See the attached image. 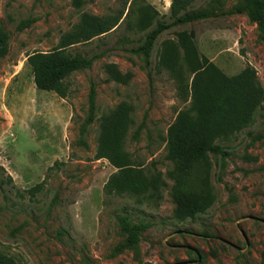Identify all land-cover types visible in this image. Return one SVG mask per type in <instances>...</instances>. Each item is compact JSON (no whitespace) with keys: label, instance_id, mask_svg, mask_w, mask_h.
<instances>
[{"label":"rangeland","instance_id":"rangeland-1","mask_svg":"<svg viewBox=\"0 0 264 264\" xmlns=\"http://www.w3.org/2000/svg\"><path fill=\"white\" fill-rule=\"evenodd\" d=\"M262 6L264 23V0ZM241 0H197L188 12L206 10L202 21L171 27L157 40L146 61L140 47L147 31L137 27L140 9L150 5L158 19L172 24V0H0V19L10 34L9 53L0 56V251L21 264H264V103L253 123L218 140L224 155L210 153L213 206L196 221L174 218L173 164L167 159V132L178 114L191 107L192 77L181 81L159 66L162 45L195 32L201 58L227 74L253 67L264 88V31ZM119 19L110 33L71 50L91 68L69 77V94L39 91L27 55L55 48L82 13ZM29 21L23 31L18 26ZM114 64L128 84L113 81ZM187 85L189 88L187 89ZM96 118H87L91 87ZM133 108L126 150L167 183L160 198L108 195L105 186L116 170L97 160L100 118L120 103ZM146 223L140 257L128 250L115 255L125 237L119 218ZM141 261V262H140Z\"/></svg>","mask_w":264,"mask_h":264},{"label":"trees","instance_id":"trees-1","mask_svg":"<svg viewBox=\"0 0 264 264\" xmlns=\"http://www.w3.org/2000/svg\"><path fill=\"white\" fill-rule=\"evenodd\" d=\"M195 1L172 0V24L158 19L159 13L150 5L140 9L138 29L147 31L155 25L140 47L147 62L152 57L158 38L168 29L199 22L210 16L206 10L188 12ZM74 6L81 8L82 0H74ZM238 10L247 13L264 31L262 6L257 0H241ZM119 22V19L84 12L79 23L61 35L55 48L28 54L27 64L35 87L66 99L69 94L67 80L72 73L91 68L94 62V57L88 58L71 50L110 33ZM30 24L24 21L18 30L23 31ZM194 39V31H183L178 34L177 43L164 42L159 61L161 68L180 81L184 79L186 71L192 77L191 107L178 114L168 129L166 139V157L173 164L172 171L168 173V178L174 182L171 190L175 205L173 215L179 222L196 221L213 206L216 196L212 185L210 153L224 155V150L216 145L217 141L228 139L250 126L264 103V88L253 67L245 66L238 73L227 74L209 59L201 58ZM9 40L10 34L0 19V56L9 53ZM106 69L113 81L128 84L130 75H124L116 65H107ZM89 104L82 133L96 118L94 86L90 90ZM132 115L131 105L123 102L100 118L96 159L107 160L116 170L105 186L106 194L160 198L162 190L167 187L162 174L156 169L144 168L126 150V139L134 124ZM119 225L125 239L116 246L114 254L131 250L139 259L142 236L149 226L143 222L135 224L127 216L119 218ZM0 264L21 263L0 251ZM195 264L203 262L198 258Z\"/></svg>","mask_w":264,"mask_h":264}]
</instances>
